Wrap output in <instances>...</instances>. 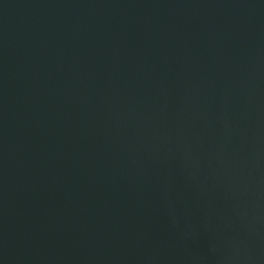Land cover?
<instances>
[{
	"label": "water",
	"instance_id": "water-1",
	"mask_svg": "<svg viewBox=\"0 0 264 264\" xmlns=\"http://www.w3.org/2000/svg\"><path fill=\"white\" fill-rule=\"evenodd\" d=\"M0 264H264V0H0Z\"/></svg>",
	"mask_w": 264,
	"mask_h": 264
}]
</instances>
